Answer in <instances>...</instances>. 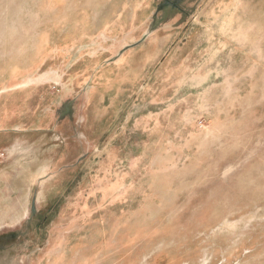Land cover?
I'll return each instance as SVG.
<instances>
[{"label": "rangeland", "instance_id": "374dc122", "mask_svg": "<svg viewBox=\"0 0 264 264\" xmlns=\"http://www.w3.org/2000/svg\"><path fill=\"white\" fill-rule=\"evenodd\" d=\"M109 1L0 0V54L94 33ZM161 45L97 72L83 137L64 133L46 180L0 168V230L34 206L46 227L30 264H264V0L206 1Z\"/></svg>", "mask_w": 264, "mask_h": 264}, {"label": "crops", "instance_id": "0c3cea01", "mask_svg": "<svg viewBox=\"0 0 264 264\" xmlns=\"http://www.w3.org/2000/svg\"><path fill=\"white\" fill-rule=\"evenodd\" d=\"M190 1L181 0L179 9L170 10L173 12L167 15L165 10L162 13L159 0H110L101 8L100 16L95 15L98 20L96 17L93 19L98 21L94 33L77 36L79 31L76 30L75 35L61 38L60 43L49 51L47 45H41L38 50L24 51L22 61L10 60L8 52L0 54V58L3 57L0 59L1 69L13 62L7 71L19 73L0 85V151L8 154L7 159L0 161V168L5 172L1 176L4 181L14 170L26 184L46 180L52 173L51 169L62 161L56 154L62 149L64 133L70 134L73 141L71 138H65V141L72 145L79 144L78 133L83 137L81 127L97 72H108L111 64L119 66L118 63L121 64L128 53L142 52L150 37L161 45L175 32L184 30L209 0H198L191 11ZM151 5L154 7L150 9ZM148 9L150 12L144 17ZM104 14H109V17L105 18ZM43 39L38 37L36 40ZM43 41L46 44V34ZM49 137L52 139L47 141ZM48 153H51L49 157ZM12 206H0L8 216L4 215L0 225L8 222Z\"/></svg>", "mask_w": 264, "mask_h": 264}, {"label": "flooded vegetation", "instance_id": "af4514ba", "mask_svg": "<svg viewBox=\"0 0 264 264\" xmlns=\"http://www.w3.org/2000/svg\"><path fill=\"white\" fill-rule=\"evenodd\" d=\"M180 2L181 0H159V3H156L162 7V13H164L165 10L164 14L169 15L171 14L170 12L179 9ZM196 2H198V0H191L189 2L190 11ZM167 9L173 11L166 13L168 11ZM78 138H81V134L79 133ZM39 212L40 210L36 209L34 206L31 209V218L26 220L27 224L25 226L19 225L8 231L0 230V264H30L32 250H38L41 247L31 248L30 242H26V239L29 237L32 228H35L39 233L44 232L46 228L45 225L41 224L36 225V227L31 225L32 220L38 216ZM39 216L42 218V221H45L44 218L47 214L40 213Z\"/></svg>", "mask_w": 264, "mask_h": 264}]
</instances>
